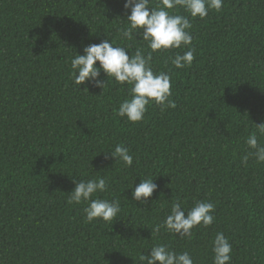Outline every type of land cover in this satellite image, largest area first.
I'll list each match as a JSON object with an SVG mask.
<instances>
[{"label": "trees", "instance_id": "1", "mask_svg": "<svg viewBox=\"0 0 264 264\" xmlns=\"http://www.w3.org/2000/svg\"><path fill=\"white\" fill-rule=\"evenodd\" d=\"M123 4L0 0V264H146L141 255L160 244L213 264L220 232L230 264H264V163L246 143L255 133L264 146V0H224L204 19L169 10L189 17L194 60L178 69L171 58L187 49L152 53L176 107L150 104L135 123L116 114L131 85L108 78L103 91H87L71 76L76 50L107 37L132 55L151 51L135 35L121 39ZM117 144L129 149L131 167L106 158ZM71 176L106 179L108 190L92 199H119L114 221L88 222L87 202L68 203ZM147 178L158 185L147 203L131 200V187ZM178 200L185 210L213 203V224L190 237L151 231Z\"/></svg>", "mask_w": 264, "mask_h": 264}, {"label": "clouds", "instance_id": "2", "mask_svg": "<svg viewBox=\"0 0 264 264\" xmlns=\"http://www.w3.org/2000/svg\"><path fill=\"white\" fill-rule=\"evenodd\" d=\"M223 2L224 0H159L157 7H150V0H124V18L128 25L122 30L121 39L131 40L135 35L138 39L146 41L151 51L145 55L143 50L138 48L132 55L129 47L117 46L108 37L99 43L84 45L83 54L76 50L77 54L71 59L73 83L80 88L82 84L86 85L83 89L87 91L88 86L103 91L108 78H114L122 85H131L129 97L122 101L116 114L133 123L144 119L150 104L160 105L162 109L175 108L176 102L171 99L170 75L166 72L154 73L151 66L152 53L160 50L187 49L183 54L177 52L171 58L172 65L179 69L191 66L195 49L192 47L193 36L189 31L192 25L189 17L172 14L169 10L179 7L192 18L204 19L210 10L221 11ZM102 72L107 77L106 80L101 79ZM257 126L260 135H264V123ZM246 143L250 149L255 150L250 155L254 156L258 163H264V146L259 144L257 135H249ZM108 155L114 159V163L123 162L128 167L133 164V157L123 144H117L111 153H106V158ZM247 160L248 155H245L242 162L246 163ZM72 179L75 187L69 193L68 203L87 202L88 206L84 208V212L88 222L96 219L105 222L115 220L121 211L119 199H92L94 194L108 190L105 178L87 181L73 177ZM157 187L154 178L140 180L134 188L131 187V200L146 204ZM214 208L215 205L211 202L197 201L191 209L185 210L178 200L172 204L170 214L163 223L151 231L159 232L163 227L170 233L190 237L194 227H208L213 224ZM212 244L213 264H230L232 246L225 235L222 232L217 233ZM140 259L146 264H194L188 252L176 253L163 244L153 246L150 253L142 254Z\"/></svg>", "mask_w": 264, "mask_h": 264}]
</instances>
